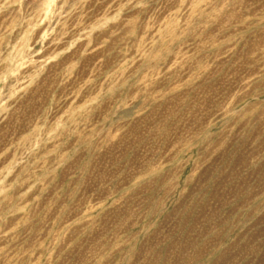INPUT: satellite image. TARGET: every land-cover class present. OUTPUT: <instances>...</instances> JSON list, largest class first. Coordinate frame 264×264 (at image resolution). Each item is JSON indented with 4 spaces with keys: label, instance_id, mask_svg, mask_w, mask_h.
Wrapping results in <instances>:
<instances>
[{
    "label": "rangeland",
    "instance_id": "374dc122",
    "mask_svg": "<svg viewBox=\"0 0 264 264\" xmlns=\"http://www.w3.org/2000/svg\"><path fill=\"white\" fill-rule=\"evenodd\" d=\"M0 264H264V0H0Z\"/></svg>",
    "mask_w": 264,
    "mask_h": 264
}]
</instances>
